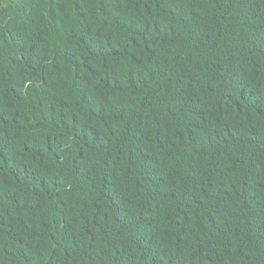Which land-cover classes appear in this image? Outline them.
<instances>
[{"label": "trees", "instance_id": "trees-1", "mask_svg": "<svg viewBox=\"0 0 264 264\" xmlns=\"http://www.w3.org/2000/svg\"><path fill=\"white\" fill-rule=\"evenodd\" d=\"M0 264H264V0H0Z\"/></svg>", "mask_w": 264, "mask_h": 264}]
</instances>
